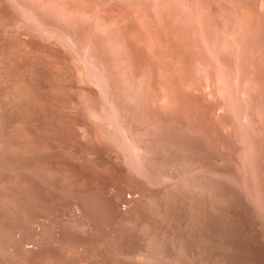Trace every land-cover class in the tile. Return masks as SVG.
<instances>
[{
  "label": "rangeland",
  "instance_id": "rangeland-1",
  "mask_svg": "<svg viewBox=\"0 0 264 264\" xmlns=\"http://www.w3.org/2000/svg\"><path fill=\"white\" fill-rule=\"evenodd\" d=\"M0 264H264V0H0Z\"/></svg>",
  "mask_w": 264,
  "mask_h": 264
}]
</instances>
